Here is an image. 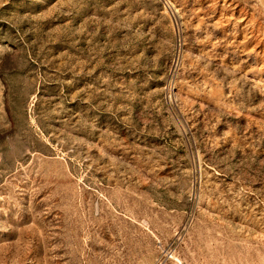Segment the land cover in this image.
Masks as SVG:
<instances>
[{"label":"rangeland","instance_id":"374dc122","mask_svg":"<svg viewBox=\"0 0 264 264\" xmlns=\"http://www.w3.org/2000/svg\"><path fill=\"white\" fill-rule=\"evenodd\" d=\"M0 264H264V0H0Z\"/></svg>","mask_w":264,"mask_h":264}]
</instances>
